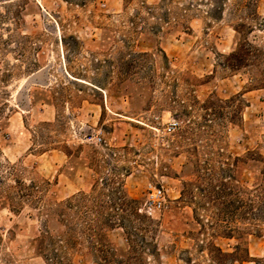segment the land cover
<instances>
[{
  "label": "rangeland",
  "instance_id": "1",
  "mask_svg": "<svg viewBox=\"0 0 264 264\" xmlns=\"http://www.w3.org/2000/svg\"><path fill=\"white\" fill-rule=\"evenodd\" d=\"M217 1L223 16L208 14ZM263 171L264 0H0V264H46L39 211L11 207L16 182L54 202H109L121 183L135 236L110 232L109 264H217L214 246L262 264L264 228L244 234L240 217ZM149 183L161 212H148ZM73 264L105 263L83 250Z\"/></svg>",
  "mask_w": 264,
  "mask_h": 264
},
{
  "label": "trees",
  "instance_id": "2",
  "mask_svg": "<svg viewBox=\"0 0 264 264\" xmlns=\"http://www.w3.org/2000/svg\"><path fill=\"white\" fill-rule=\"evenodd\" d=\"M182 10L186 16L191 8L185 7ZM224 13L225 4L221 1L215 2L213 8L208 12L213 16H223ZM253 49L254 46L250 43L241 45L237 52L226 58L227 61H234V63L229 62V67L234 70L243 68L247 53ZM253 157L254 154L250 153L244 160L245 164L250 161H258ZM16 183L15 194L18 196L20 204L11 198V207L16 208L15 206L25 203V200L28 199L27 201L39 211L43 219V226L37 239V253L46 264H73L74 255L83 252V250H86L87 255L91 256L95 262L109 264L110 259L115 255L110 232L122 229L128 236L129 242L130 237L135 236L133 233L135 228L132 226L127 212L137 202L128 197L121 183L114 187L110 194H102L108 197L109 202L88 194H82L79 198L63 202H54L45 197L40 186L34 183L30 186ZM244 194L245 201L242 204L240 217V221L244 225V234L260 233L264 228V178L262 184L255 185L253 189L246 186ZM235 213L234 206L231 205L224 214L223 221L226 224L223 236L226 238H234L238 230L235 226ZM212 250L224 260H217V264H226V260L230 261V264L244 261V257L239 258L237 255L240 247H235V253H225L221 248L215 246L212 247ZM261 263L264 264V261Z\"/></svg>",
  "mask_w": 264,
  "mask_h": 264
},
{
  "label": "built area",
  "instance_id": "3",
  "mask_svg": "<svg viewBox=\"0 0 264 264\" xmlns=\"http://www.w3.org/2000/svg\"><path fill=\"white\" fill-rule=\"evenodd\" d=\"M180 129V122L173 119L169 122L166 132L167 134H174ZM101 140V138H99ZM166 194L160 186L149 183L147 191V207L148 212H161L166 206Z\"/></svg>",
  "mask_w": 264,
  "mask_h": 264
}]
</instances>
